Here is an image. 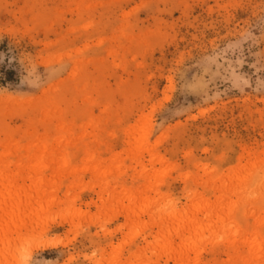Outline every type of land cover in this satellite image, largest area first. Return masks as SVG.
Returning <instances> with one entry per match:
<instances>
[{
    "label": "rangeland",
    "instance_id": "rangeland-1",
    "mask_svg": "<svg viewBox=\"0 0 264 264\" xmlns=\"http://www.w3.org/2000/svg\"><path fill=\"white\" fill-rule=\"evenodd\" d=\"M0 264H264V0H0Z\"/></svg>",
    "mask_w": 264,
    "mask_h": 264
}]
</instances>
